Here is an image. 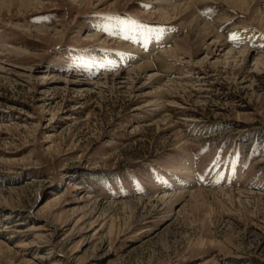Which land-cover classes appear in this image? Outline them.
Returning a JSON list of instances; mask_svg holds the SVG:
<instances>
[{"label": "rangeland", "instance_id": "rangeland-1", "mask_svg": "<svg viewBox=\"0 0 264 264\" xmlns=\"http://www.w3.org/2000/svg\"><path fill=\"white\" fill-rule=\"evenodd\" d=\"M0 2V264H264V0Z\"/></svg>", "mask_w": 264, "mask_h": 264}, {"label": "bare ground", "instance_id": "bare-ground-1", "mask_svg": "<svg viewBox=\"0 0 264 264\" xmlns=\"http://www.w3.org/2000/svg\"><path fill=\"white\" fill-rule=\"evenodd\" d=\"M226 1H229V0H226ZM246 1H249V0H231V2L233 3V4H236V5H242V4H244ZM1 3V2H0ZM5 5V3H3L2 4V6H4ZM236 5H235V7H236ZM185 9H183L182 7H179L177 10H175L176 12H178V14L177 15H179V13L180 14H182V12L184 11ZM198 23V22H197ZM191 25L194 27V28H196L197 29V31H198V33L200 34V41L201 42H205L206 41V38H207V36H206V32H207V29H200V28H198V26H197V24H196V21H192L191 22ZM203 28V27H202ZM210 30V29H209ZM202 33H203V35H202ZM207 33H209V32H207ZM212 33V32H211ZM211 35V34H210ZM214 35V34H213ZM208 38H209V36H208ZM214 38V37H213ZM212 47L211 48H207L209 51H211L212 49H214V50H212V54L214 53V51H215V53H217V54H219V53H221L223 50V46H222V41H220L219 43H215V44H213V45H211ZM237 55H239V54H237V53H235L234 51H231V50H228V52L226 53V57L227 56H230V59H233V60H235L236 61V59H240L241 60V62L243 63V64H246V62H249L250 63V61H247L246 60V56L244 57V55L243 54H241L239 57L237 56ZM229 59V60H230ZM261 59V58H260ZM225 60V59H224ZM227 60V59H226ZM259 60V59H258ZM234 61V62H235ZM227 62V61H226ZM255 62V65H264V60L263 59H261V60H259V61H257L256 62V60L254 61ZM142 70V69H141ZM136 72V71H135ZM104 80V81H103ZM126 80V79H125ZM131 80V79H130ZM130 80H128V81H130ZM155 78H152V82L154 83L155 81ZM101 81H103V83H100V82H98V84L96 83H94V84H90L89 83V85H94V87H95V89L96 88H98V87H100L101 85H106L107 83L106 82H109V83H112V84H118V85H120V84H125V86L127 85H134V82H130V83H126V81H114L112 78L111 79H109V78H101ZM57 82V81H56ZM88 85V84H87ZM84 88V87H83ZM178 197H182L181 195H179Z\"/></svg>", "mask_w": 264, "mask_h": 264}]
</instances>
